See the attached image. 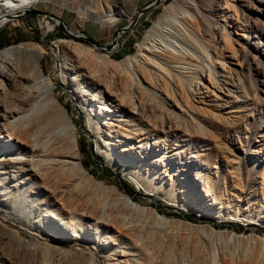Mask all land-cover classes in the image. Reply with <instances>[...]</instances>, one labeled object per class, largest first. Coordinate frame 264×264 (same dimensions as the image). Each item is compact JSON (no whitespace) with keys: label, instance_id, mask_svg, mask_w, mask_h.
I'll return each instance as SVG.
<instances>
[{"label":"rangeland","instance_id":"374dc122","mask_svg":"<svg viewBox=\"0 0 264 264\" xmlns=\"http://www.w3.org/2000/svg\"><path fill=\"white\" fill-rule=\"evenodd\" d=\"M154 1L37 0L0 26V49L43 47L40 72L49 76L45 93L21 90L11 109L0 100V118L28 111L16 116L13 140L27 151L0 164V264H264V0L214 1L212 78L205 70L196 86L179 75L168 98L142 63L135 110L111 107L133 95L111 61L134 53L175 0L140 12ZM111 10L113 24L93 17ZM130 23L106 50L65 31L105 46ZM68 123L70 131H53ZM129 144L136 148L121 149ZM74 154L85 177L62 162Z\"/></svg>","mask_w":264,"mask_h":264},{"label":"bare ground","instance_id":"6f19581e","mask_svg":"<svg viewBox=\"0 0 264 264\" xmlns=\"http://www.w3.org/2000/svg\"><path fill=\"white\" fill-rule=\"evenodd\" d=\"M35 1L37 0H0V26L15 12L30 8ZM203 1L206 5L204 8L201 4L202 0L201 2L200 0H188L186 1L187 4L182 2V0H175L172 5L165 8L160 13L157 20L146 30L143 39L137 44V49L134 53L126 56L124 59L111 61V65H114V68L112 67L114 70L112 71L115 73H123V75L131 81L133 86V95L127 97V102L115 97L113 98L114 101L112 104H110L111 107H119L120 109L126 108L129 111L135 110V106L133 107L135 103L134 97L145 81L143 77L145 75L138 71V67L142 63L148 64L146 73L150 75L154 86L159 85L158 81L160 80L165 95L168 98V91L177 93V88L173 85L172 80H177L179 75H183L184 78L187 76L185 74H190V78L192 77L195 80L196 86H198L197 78H199V73L203 74L205 70H208L209 77L212 78L214 75L212 72L213 57L211 55L209 42H207L211 40L207 35L214 22L210 7L215 4V0ZM116 14L120 17L123 15L119 9H117ZM93 17L96 21L107 24H113L118 19V17L112 15V10L102 16L96 15ZM223 28L224 25H221V29ZM67 31L74 34L69 29H67ZM79 51L83 50L79 48ZM87 51H89V48H87ZM44 53L45 49L43 47L28 44L26 42L0 49V100L7 104V108L11 109L13 107L12 103H15L13 97L19 95L21 90L29 96L34 95L36 91L45 93L44 89L48 87L49 76H45L40 72V59ZM104 59L105 65H107V63L109 64L105 56ZM93 69H86L84 71V74L87 75V79L94 86L99 87V90L108 91L110 81H105L100 76V72L97 71L98 73H96ZM155 71L156 74L154 75ZM193 73H196V75H193ZM71 79L74 81L75 77ZM64 80L67 83H71L67 81V78ZM185 82L192 86L190 81ZM41 88H43V90H41ZM50 91L51 88H48V92ZM92 94V96H98L100 93L98 91V93ZM100 96L102 97V95ZM101 100L103 101V97ZM109 111L112 113L113 109L110 108ZM27 112L21 110L16 115L15 110H10L11 114L9 116H2V118H0V147L2 148V146H4V149L0 152V164L5 161L3 155L6 153L20 154L22 150L27 151L26 148L14 147L13 143V140L17 141L16 136L20 132V129L17 128V118L20 117L19 115H26ZM118 112L120 113V110H118ZM16 116L18 117L16 118ZM121 120L122 117H117L116 121L120 124ZM110 123L111 120H107V124ZM95 124L97 137L98 123L96 122ZM72 125V123H68L57 129H53V131L57 133L61 131H70ZM135 148L136 146L134 144H129L128 147L121 149L134 150ZM76 154L71 157H61V159L65 158L62 162L66 165L70 163L72 167L79 172L78 174L85 177L86 173L82 167L81 159L76 157ZM138 155L142 156L140 152H138ZM133 178L135 177L133 176ZM48 214L52 217H56L50 210ZM72 223L76 225V223ZM71 231L76 230L71 228ZM75 233L77 232H74V234Z\"/></svg>","mask_w":264,"mask_h":264},{"label":"water","instance_id":"95a60500","mask_svg":"<svg viewBox=\"0 0 264 264\" xmlns=\"http://www.w3.org/2000/svg\"><path fill=\"white\" fill-rule=\"evenodd\" d=\"M157 2H158V0H155L153 3H151V4H149V5L145 6V7H143L140 12H145V11L150 10L152 7H154V6L157 5ZM34 12L40 13L41 11H34ZM56 22L58 24H60L62 27H64V24H63V22L60 19H56ZM133 23H135V22H133ZM133 23H131L130 26ZM127 28H128V26H123V27L118 28L115 31V33H114V37H113V40H112V44H106L105 46H101L100 44L96 43L92 38L87 37L85 35H75V34H72V33L68 32L66 28H65V31H66L67 34H69L71 36L81 37L83 39L88 40L89 42H91L95 46L99 47L101 50H106V49H110L112 47V45L117 41L118 34L120 32H122V31H125Z\"/></svg>","mask_w":264,"mask_h":264},{"label":"built area","instance_id":"2783aa9c","mask_svg":"<svg viewBox=\"0 0 264 264\" xmlns=\"http://www.w3.org/2000/svg\"><path fill=\"white\" fill-rule=\"evenodd\" d=\"M131 24V23H130ZM130 24L129 25H127L128 27H130ZM122 32H124V31H122ZM122 32H120L119 34H118V37H119V35L122 33ZM118 37H117V40H118ZM113 40V39H112ZM117 42V41H116ZM116 42L112 45V47L111 48H113V47H115L116 46ZM110 44H112V41H111V43ZM110 48V49H111Z\"/></svg>","mask_w":264,"mask_h":264},{"label":"trees","instance_id":"16d2710c","mask_svg":"<svg viewBox=\"0 0 264 264\" xmlns=\"http://www.w3.org/2000/svg\"><path fill=\"white\" fill-rule=\"evenodd\" d=\"M126 184V183H125ZM126 186V189L129 191V192H131L132 191V189L128 186V185H125Z\"/></svg>","mask_w":264,"mask_h":264}]
</instances>
